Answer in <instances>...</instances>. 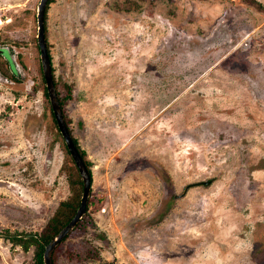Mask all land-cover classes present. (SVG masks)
<instances>
[{"label":"rangeland","instance_id":"1","mask_svg":"<svg viewBox=\"0 0 264 264\" xmlns=\"http://www.w3.org/2000/svg\"><path fill=\"white\" fill-rule=\"evenodd\" d=\"M40 1L0 0V264H33L12 238L71 195L38 90ZM45 17L92 172L58 264H264V0H52Z\"/></svg>","mask_w":264,"mask_h":264},{"label":"trees","instance_id":"2","mask_svg":"<svg viewBox=\"0 0 264 264\" xmlns=\"http://www.w3.org/2000/svg\"><path fill=\"white\" fill-rule=\"evenodd\" d=\"M51 2H52V0H49L48 4H50ZM45 21H46V17H45ZM45 36H46V41H47L46 24H45ZM47 49H48V54H49V57L51 60V65H52V57L50 56L48 41H47ZM38 50H39V47H38ZM8 54L9 53L7 52V50H5V55L10 57V55H8ZM8 60H9L8 62L10 64V70L12 72L11 73L12 78L15 77L14 79L18 80L17 79V77H18L17 75L19 73L18 68L15 64H13V62L12 63L10 62V58ZM0 69H3V65L1 63H0ZM39 72H40V76H41V85L38 86V88H39L38 90L43 92L44 98L46 99V103H47L49 111L51 113L52 123L54 125V129H56V131H57L56 137H55V142L57 141L60 144V147L63 149V152H64V163L62 165L61 172L62 173L64 172V174L68 178L71 195L67 200H64L59 205L57 211L55 212L54 217L48 222L47 227L45 228V230L41 234H30L29 236H27V238L25 240L19 236L12 238L13 242H17V243H19L18 245L25 247V250L27 248H29L30 246L36 247L35 253H34V263L33 264H44L43 255L45 252L46 245L49 244L50 241L55 237V235H57L74 218V216L76 215L77 210L80 206V202H81V198H82V194H83V181H82V178L79 174V171H78V169H77V167H76V165H75V163H74V161H73V159H72V157H71V155L67 149V146L64 142V139H63V137H62V135L58 129L57 122H56L52 107H51L50 102H49L47 88H46V84H45V79H44V75H43V71H42V67H41L40 62H39ZM52 72H53V79H54L55 88L57 91V96H58V99H59V102H60V105L62 108V112H63V116L65 119L66 125H67L68 130L71 134L73 142L76 145L77 150L79 151V154L81 155L89 173L91 174V180H92L91 163L86 159L85 152L83 150H81V148L78 144V141L72 135V131L70 129V123L68 121V118L66 117V114L64 113V110H63L64 99L60 95L61 92L58 90V83L56 82V79H55V71H54L53 65H52ZM83 220L84 219H82L80 221V223L78 224V226L75 229H77L79 227V225L81 224V222H83ZM65 240H63L60 243V245ZM58 252L59 251L56 249V251H54V253H53L54 264H58V262H57Z\"/></svg>","mask_w":264,"mask_h":264},{"label":"water","instance_id":"3","mask_svg":"<svg viewBox=\"0 0 264 264\" xmlns=\"http://www.w3.org/2000/svg\"><path fill=\"white\" fill-rule=\"evenodd\" d=\"M48 2L49 0H41L37 10V43L40 52L41 67L45 79L49 102L52 107L58 129L83 181V194L76 215L57 235H55V237L45 247V252L43 255L44 264H54L52 258L53 252L62 242V240H64L76 228V226L79 224V222L87 212L88 201L92 190V180L91 174L89 173L85 162L79 154V151L77 150V147L74 144L71 134L66 125L54 84L52 65L48 54L47 41L45 36V14Z\"/></svg>","mask_w":264,"mask_h":264},{"label":"clouds","instance_id":"4","mask_svg":"<svg viewBox=\"0 0 264 264\" xmlns=\"http://www.w3.org/2000/svg\"><path fill=\"white\" fill-rule=\"evenodd\" d=\"M87 207H88V206H87ZM86 213H87V212H86ZM82 219H83V218H82ZM82 219H81V220H82ZM79 223H80V222H79ZM77 226H78V225H77ZM77 226H76V227H77ZM73 231H74V230H73ZM70 234H71V233H70ZM70 234H69V235H70ZM69 235H68V236H69ZM68 236H67V237H68ZM67 237H66V238H67ZM66 238H65V239H66ZM65 239H64V240H65ZM62 241H63V240H62ZM59 245H60V244H59ZM59 245H58V246H59ZM58 246H57V247H58ZM56 249H57V248H56ZM56 249H55V250H56ZM53 253H54V252H53ZM52 258H53V256H52Z\"/></svg>","mask_w":264,"mask_h":264},{"label":"flooded vegetation","instance_id":"5","mask_svg":"<svg viewBox=\"0 0 264 264\" xmlns=\"http://www.w3.org/2000/svg\"><path fill=\"white\" fill-rule=\"evenodd\" d=\"M3 51V50H2ZM5 53V51H3ZM8 52V51H7Z\"/></svg>","mask_w":264,"mask_h":264}]
</instances>
